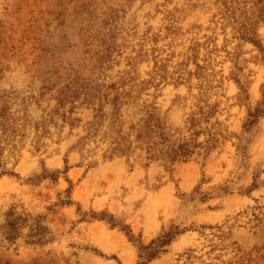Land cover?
Instances as JSON below:
<instances>
[{
    "label": "rangeland",
    "instance_id": "374dc122",
    "mask_svg": "<svg viewBox=\"0 0 264 264\" xmlns=\"http://www.w3.org/2000/svg\"><path fill=\"white\" fill-rule=\"evenodd\" d=\"M236 3L0 0V113L20 134L4 152L0 264H138L171 226L182 233L146 264H264V114L244 129L264 65ZM110 102L154 106L172 128L208 116L220 135L171 168L107 159Z\"/></svg>",
    "mask_w": 264,
    "mask_h": 264
},
{
    "label": "trees",
    "instance_id": "16d2710c",
    "mask_svg": "<svg viewBox=\"0 0 264 264\" xmlns=\"http://www.w3.org/2000/svg\"><path fill=\"white\" fill-rule=\"evenodd\" d=\"M236 1V0H232ZM237 10L240 21L236 24V33L239 39L252 43L258 49L260 60L264 65V42L261 44L256 37V30L259 25L264 26V0H238ZM230 7V10H235ZM234 14V13H233ZM234 16V15H233ZM236 23V22H234ZM264 88V87H263ZM112 110L110 126L113 128L108 137L110 140L107 159L113 157H127L139 151L144 155L147 163H160L164 168H171L175 163L186 162L196 150L205 152L212 148L219 133L213 131V126L208 127L209 117L192 115L182 127L172 128L167 125L161 112L154 106H130L127 102H110ZM258 109L248 114V120L244 129L248 130L257 120L258 116L264 114V99ZM133 110L132 116L136 117L135 122L128 126L125 124L122 109ZM6 121L15 122L14 119L6 118L4 112L0 113V178L4 175H12L5 168V150L13 155L18 150L16 138L20 137L19 131ZM202 125H205L203 127ZM89 129L93 130V126ZM91 137H94L90 132ZM89 135V134H88ZM87 135V136H88ZM220 135V134H219ZM203 138L201 141L200 139ZM8 149V150H7ZM45 178V175L39 179ZM257 177L253 178L251 189L258 188ZM14 209V210H13ZM15 207H12L6 214L5 225L7 233L6 240L13 239L18 231L17 224L9 222L10 217H15ZM19 218L17 216L14 220ZM13 220V221H14ZM36 232H39L36 231ZM182 233L176 226H171L158 238L152 240L149 245L138 247V264H146L155 259L164 247L169 245L177 236ZM15 234V235H14Z\"/></svg>",
    "mask_w": 264,
    "mask_h": 264
}]
</instances>
